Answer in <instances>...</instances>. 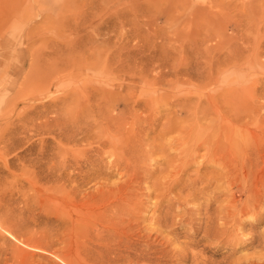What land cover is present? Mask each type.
<instances>
[{
	"label": "rangeland",
	"instance_id": "1",
	"mask_svg": "<svg viewBox=\"0 0 264 264\" xmlns=\"http://www.w3.org/2000/svg\"><path fill=\"white\" fill-rule=\"evenodd\" d=\"M110 117L124 119L121 135L131 137L119 148L122 159L115 158L122 151L103 152ZM263 153L264 0H0V264H94L64 245L65 220L74 198L99 199V192L115 194L96 203L97 212L127 221L111 257L131 251L128 264L251 263L264 257L242 243L264 234ZM92 154L96 163L65 167ZM243 191L257 199L254 214L231 208L243 203ZM210 224L223 231L201 242ZM102 238L86 252L109 253Z\"/></svg>",
	"mask_w": 264,
	"mask_h": 264
},
{
	"label": "bare ground",
	"instance_id": "2",
	"mask_svg": "<svg viewBox=\"0 0 264 264\" xmlns=\"http://www.w3.org/2000/svg\"><path fill=\"white\" fill-rule=\"evenodd\" d=\"M232 92L234 91V90H231ZM225 96V95H224ZM107 99V98H106ZM109 99H111V97H108V102L107 103H109L110 104V100ZM113 99V98H112ZM111 99V101H114V100H112ZM116 101V100H115ZM105 102V99H104V101H102L101 103H104ZM118 102V101H117ZM116 102V103H117ZM120 102V101H119ZM118 102V103H119ZM116 103H111V104H113L112 106H109V107H111V108H114V107H116L115 106V104ZM117 103V104H118ZM124 104V103H123ZM126 104V103H125ZM124 104V105H125ZM137 104V103H136ZM141 104V106H142V103H139V105ZM98 105H101V107L103 108V110L105 111V109L107 108V109H109L108 107H107V105H105V104H103V106H102V104H98ZM138 105V104H137ZM136 105V106H137ZM139 105L137 106V107H139ZM104 106H106V108L104 107ZM114 106V107H113ZM135 106V105H134ZM144 106H145V104H144ZM98 106H96V108H97ZM100 107V106H99ZM98 107V108H99ZM125 107V106H124ZM123 107V108H124ZM127 107H129L128 105H127ZM95 108V107H94ZM105 108V109H104ZM130 109H131V107H129ZM100 109V108H99ZM106 109V110H107ZM116 109V108H115ZM114 109V110H115ZM127 109V108H126ZM92 110H94V109H92ZM101 110V109H100ZM100 110H99V112H100ZM124 110V109H123ZM102 111V110H101ZM104 111H103V113H104ZM111 111H113V109H111ZM125 111V110H124ZM128 111V110H127ZM95 112H96V110H95ZM98 113V112H97ZM96 113V114H97ZM102 113V112H101ZM102 113V114H103ZM124 113V112H123ZM127 113V112H126ZM126 113H124V114H126ZM99 114V113H98ZM108 114V113H107ZM201 114V113H200ZM109 115V114H108ZM109 116H111V113H110V115ZM108 116V117H109ZM112 117V116H111ZM108 118V120H110V119H112V120H115V119H113V118ZM118 117H120V116H118ZM140 117V116H139ZM115 118H117V117H115ZM120 120H121V117L119 118ZM123 119V118H122ZM105 119H103L102 121H104ZM117 120V119H116ZM124 120V119H123ZM123 120H122V123H121V121H115V122H113V121H111V122H113V123H111V126L109 125L108 126V132H107V136H102V138L103 139H101V140H105V143L108 145H106L105 143H104V141H102L108 148H109V150H108V148L106 149L108 152H105V148H103V147H106V146H104L103 145V147H101V149L103 148V152H104V154H114V155H116V153H118V151H119V148L120 149H123L124 147H123V145H124V143L126 142V140L127 141H129L130 139H131V137H129V134H127V132L125 131V130H123V131H125L126 132V136H128V138L126 137V136H124V135H121V134H124V133H122V129L124 128L123 126L124 125H126L125 124V122H123ZM155 120V119H154ZM77 121V120H76ZM101 121V122H102ZM152 121V120H151ZM105 122V121H104ZM108 122V121H107ZM106 122V123H107ZM127 122V121H126ZM123 123H124V125H123ZM101 124H103V123H101ZM109 124H110V122H109ZM105 125V124H104ZM153 125H155V124H152V128L154 127ZM98 126V125H97ZM99 127H100V124H99ZM222 127V126H221ZM94 128V127H93ZM166 128V130L168 129L167 127H165ZM164 128V129H165ZM236 128V127H235ZM96 128H94V130H95ZM98 129V128H97ZM102 131H101V130ZM100 129H98V132H99V130L101 131L100 133H104V126L103 125H101V127H100ZM154 129V128H153ZM226 129V128H225ZM66 130V129H65ZM180 130V129H179ZM120 131H121V133H120ZM163 131V130H162ZM162 131H160L161 133H162ZM178 131V130H177ZM184 131V130H183ZM232 131V130H231ZM236 131V130H235ZM112 132H114V134L112 133ZM130 132V131H129ZM160 133V134H161ZM184 132H182V134H183ZM213 133H215V132H213ZM222 132H220V134H221ZM159 134V133H158ZM163 135H164V133H162ZM161 134V135H162ZM180 134V133H179ZM216 134V133H215ZM230 134H232V133H230ZM137 135V134H136ZM169 135V134H168ZM223 135V134H222ZM222 135H220L221 137H222ZM226 135V134H225ZM181 136V135H180ZM188 136H190V135H188ZM188 136H187V138H188ZM197 136V135H196ZM227 136V135H226ZM229 136V135H228ZM235 136V135H234ZM199 137V136H198ZM205 137V136H204ZM207 137H208V134H207ZM206 137V139H208ZM221 137H219V138H221ZM236 137V136H235ZM190 139V138H189ZM204 139V138H203ZM217 139V138H216ZM150 140V139H149ZM176 140H178V139H176ZM192 140H194V139H192ZM209 140V139H208ZM228 140V139H227ZM153 141V140H152ZM158 141V140H157ZM212 141V140H211ZM222 141V140H221ZM230 141V140H229ZM232 141V140H231ZM230 141V142H231ZM239 141V140H238ZM100 142V141H99ZM180 142V141H179ZM196 142V141H195ZM207 142V141H206ZM213 142V141H212ZM216 142V141H215ZM219 142V141H218ZM223 142V141H222ZM153 143V142H152ZM159 143V142H158ZM234 143V142H233ZM100 144V143H99ZM98 144V145H99ZM102 144V143H101ZM126 144V143H125ZM199 144V143H198ZM166 145V144H165ZM178 145V144H177ZM230 145V144H229ZM101 146V145H100ZM132 146V145H131ZM179 146H180V144H179ZM183 146V145H182ZM186 146V145H185ZM204 146V145H203ZM210 146V145H209ZM212 146H213V144H212ZM218 146V145H217ZM216 146V147H217ZM236 146V145H235ZM99 147V146H98ZM126 147V146H125ZM193 147V146H192ZM205 147H206V145H205ZM228 147V146H227ZM132 148V147H131ZM150 148V147H149ZM155 148V147H154ZM183 148V147H182ZM220 148V147H219ZM226 148V147H225ZM233 148V147H232ZM93 149V148H92ZM96 148H94V150H95ZM188 149V148H187ZM186 149V150H187ZM234 149H236L235 147H234ZM89 150H91V149H89ZM97 150H99V149H97ZM97 150H95V154H94V157L96 158L97 156H102L103 154L101 153V151H97ZM126 150H127V148H126ZM125 150V151H126ZM147 150V149H146ZM155 150V149H154ZM163 150V149H162ZM213 150V149H212ZM215 150V149H214ZM225 150V149H224ZM233 150V149H232ZM92 151V150H91ZM122 151V150H121ZM121 151H119V152H121ZM156 151V150H155ZM185 151V150H184ZM234 151V150H233ZM88 152H90V151H88ZM87 152V153H88ZM126 152H128V151H126ZM148 152H150V150H148ZM147 152V153H148ZM224 152H226V151H224ZM261 152V151H260ZM86 153V154H87ZM91 153V152H90ZM122 153V155H120V156H116L115 158H118V159H120L121 157L123 158V156L126 154H124V152L122 151L121 152ZM131 153V152H130ZM156 153V152H155ZM187 153V152H186ZM227 153V152H226ZM81 154V153H80ZM89 154V153H88ZM102 154V155H101ZM129 154V153H128ZM127 154V155H128ZM149 154V153H148ZM150 154H151V152H150ZM153 154V153H152ZM185 154V153H184ZM209 154V153H208ZM234 154V153H233ZM264 154V153H263ZM118 155V154H117ZM187 155H188V153H187ZM210 155V154H209ZM212 155V154H211ZM216 155V154H215ZM221 155V154H220ZM223 155V154H222ZM232 155V154H231ZM258 155H260V154H258ZM262 155V154H261ZM79 156H81V155H78L77 157H79ZM87 156V155H86ZM110 156V155H109ZM129 156H131V155H129ZM152 156V155H151ZM81 157H84V155L83 156H81ZM80 157V158H81ZM93 157V154H92V156L90 155V157H86V158H81V159H77V158H75V156L73 157V160H71V159H69L70 161H68L66 164H65V167H69V168H71L72 170H74V171H79V170H81V168H83V165H86L88 162H90V160H91V162H92V160H93V162H94V159L92 158ZM104 157H105V155H104ZM106 157H108V155L106 156ZM111 157V156H110ZM114 157V156H113ZM186 157V156H185ZM215 157V156H214ZM236 157V156H235ZM262 157H264L263 155H262ZM74 158L75 159H77V160H74ZM98 158V157H97ZM99 158H102V157H99ZM98 158V160H99V162L100 161H103V160H101V159H99ZM121 158V159H122ZM128 158V157H127ZM127 158H125V159H127ZM130 159H128V160H131V158H132V156L131 157H129ZM219 158V157H218ZM234 158V157H233ZM257 157H255V159H256ZM259 158V157H258ZM261 158V157H260ZM102 159H104V158H102ZM217 159V158H216ZM227 159V158H226ZM264 159V158H263ZM116 160V159H115ZM124 160V159H123ZM122 160V161H123ZM127 160V161H128ZM190 160H191V157H190ZM213 160V159H212ZM215 160V159H214ZM120 161V160H119ZM124 161H126V160H124ZM174 161V160H173ZM177 161V160H176ZM186 161H187V158H186ZM188 161H189V159H188ZM221 161V160H220ZM219 161V163H221ZM234 161V160H233ZM232 161V162H233ZM257 161V160H256ZM262 162L263 160H259V161H257V162ZM90 162V163H91ZM97 162V161H96ZM96 162H94V163H96ZM113 162H115V161H113ZM118 162V161H117ZM253 162V161H252ZM260 162V163H261ZM94 163L92 164V165H94ZM105 163V162H104ZM109 164H110V162H108ZM108 163H105V165L106 166H108L107 164ZM123 163V162H122ZM122 163L121 164H118V165H120V167H121V165H122ZM131 162L129 161V164H130ZM250 163V162H249ZM248 163V164H249ZM254 163H256V162H254ZM259 163V164H260ZM89 164V163H88ZM87 164V165H88ZM101 164V163H100ZM102 164H103V162H102ZM124 164V163H123ZM216 164V163H215ZM223 164V163H222ZM229 164V163H228ZM252 163H250L249 165H251ZM261 164H264L263 162L261 163ZM92 165H90V166H92ZM99 165V164H98ZM97 165V166H98ZM183 165H184V163H183ZM236 165V164H235ZM258 165V164H257ZM105 166V167H106ZM113 166H114V164H113ZM112 166V168H113V170L112 171H114V169L116 168V166H115V168ZM123 166V165H122ZM129 166V165H128ZM181 166V165H180ZM251 166H253V165H251ZM84 167H86V166H84ZM101 167H102V165H101ZM104 166H103V168H105ZM120 167H118V169L120 168ZM123 167H126V164L123 166ZM225 167H227V166H225ZM233 167V166H232ZM259 167L261 168V165H259ZM68 168V169H69ZM87 168H89V169H91L89 166H87ZM92 168L94 169V166H92ZM108 168H110L109 166H108ZM107 168V169H108ZM129 168V167H128ZM222 168V167H221ZM227 168H229V167H227ZM231 168V167H230ZM237 168V167H236ZM248 168V167H247ZM250 168H253V167H250ZM258 168V167H257ZM257 168H256V170H257ZM259 168V169H260ZM70 169V170H71ZM93 169H91V172H92V170ZM96 169H100V168H97L96 167ZM106 169V174H107V172L110 170H107ZM262 169H264V167L262 166ZM85 170L87 171V169L85 168ZM85 170H82V172L83 171H85ZM125 170V169H124ZM123 170V171H124ZM126 170H128V169H126ZM252 170H254V168L252 169ZM251 170V171H252ZM73 171V172H74ZM85 171V172H86ZM96 171V170H95ZM102 171H103V169H102ZM102 171H100V172H102ZM118 171H120V170H118ZM255 171V170H254ZM94 172V171H93ZM98 173H99V171H97ZM97 172H94V173H97ZM116 172V171H115ZM121 172H122V170H121ZM128 172V171H127ZM231 172H233L232 170H231ZM230 172V173H231ZM248 172V171H247ZM246 172V173H247ZM75 173V172H74ZM78 173V172H77ZM76 173V175H75V178L77 177V175L80 173V176H81V178H82V175L81 174H83V173H81V172H79L78 174ZM88 173V172H87ZM87 173H85V175L87 174ZM90 173V172H89ZM97 173V174H98ZM110 173V172H109ZM112 173V172H111ZM235 173V172H234ZM257 173H259V170H258V172ZM257 173H256V171H255V174L257 175ZM263 173V172H262ZM66 173H63V175H65ZM72 174V173H71ZM71 174H66V175H71ZM91 174V173H90ZM102 174V173H101ZM124 174H125V172H124ZM145 174V173H144ZM228 174V173H227ZM73 175V174H72ZM92 175H93V173H92ZM98 175H100V174H98ZM102 175H104V174H102ZM102 175H100V176H102ZM149 175V174H148ZM247 175H248V173H247ZM264 175V173L262 174V176ZM49 176H51V174H49ZM48 176V177H49ZM59 176H60V174H59ZM106 176H108V175H106ZM260 176H261V174H260ZM47 177V176H46ZM47 177V178H48ZM65 177V176H64ZM67 177H69V176H67ZM74 177V176H73ZM78 177H79V175H78ZM86 177V176H85ZM93 177H96L95 176V174H94V176ZM99 177V176H98ZM98 177H97V179H98ZM228 177V176H227ZM257 177V176H256ZM57 178V177H56ZM59 178V177H58ZM57 178V179H58ZM60 178H62V177H60ZM74 178V179H75ZM88 178H89V176H88ZM107 178V177H106ZM240 178V177H239ZM243 178V177H242ZM258 178V177H257ZM49 179V178H48ZM51 180H52V178H50ZM49 179V180H50ZM70 179V178H69ZM83 179H84V177H83ZM101 179H104V180H106L105 178H102L101 177ZM261 179V178H260ZM60 180H62V179H60ZM59 180V181H60ZM65 180H67V179H65ZM77 180H81L80 179V177H79V179L77 178ZM76 180V181H77ZM86 180V179H85ZM258 180V179H257ZM63 181H64V179H63ZM68 181V180H67ZM74 181V180H73ZM73 181H72V183H73ZM82 181V180H81ZM84 181V180H83ZM82 181V182H83ZM93 181H95V179L93 180ZM261 181V180H260ZM58 182V181H57ZM71 182V181H70ZM256 182V181H255ZM81 183V182H80ZM87 183L88 184H90L91 182H90V180H89V182L87 181ZM221 183V182H220ZM243 183V182H242ZM250 183V182H249ZM257 183L258 182H256V184L254 183V185H253V187L254 188H256L258 185H257ZM82 184V183H81ZM88 184H86V185H88ZM176 184V183H175ZM197 184V183H196ZM260 184V183H259ZM84 185V184H83ZM120 185V184H119ZM167 184H165V186H166ZM208 185V184H207ZM222 185V184H221ZM263 187H264V185L263 184H261ZM102 186V185H101ZM165 186H164V189H165ZM248 186V185H247ZM262 186H261V188H262ZM75 187H76V184H75ZM83 187V186H82ZM118 187V186H117ZM127 187H128V185H127ZM191 187V186H190ZM195 187V186H194ZM250 187V186H249ZM77 188V187H76ZM75 188V189H76ZM114 188V187H113ZM155 188H156V186H155ZM169 188H171V186H169ZM127 189V188H126ZM264 189V188H263ZM77 190V189H76ZM76 190H74L75 192H76ZM122 190H123V188H122ZM163 190V189H162ZM168 190V189H167ZM253 190H255L254 192L253 191H251V192H253V193H256V189H253ZM78 191V190H77ZM104 191V190H103ZM111 191V190H110ZM121 191V190H120ZM164 191V190H163ZM166 191V190H165ZM169 191H171V190H169ZM199 191V190H198ZM218 191V190H217ZM51 192H53V191H51ZM118 192V191H117ZM117 192H116V195H117ZM123 192H125V190L123 191ZM122 192V193H123ZM190 192V191H189ZM250 192V191H249ZM262 192H263V190H262ZM78 193V192H77ZM77 193H75V197L78 195ZM80 193V192H79ZM97 193V192H96ZM119 193V192H118ZM122 193H120V194H122ZM169 193V192H168ZM243 193H244V191H243ZM252 193V194H253ZM260 192H258L257 194H259ZM264 193V192H263ZM262 193V195H264ZM77 194V195H76ZM115 194V192L114 193H112V192H108L107 194L106 193H103V192H99V195L98 194H96L97 196H99V199H96L95 198V196H94V198H90V199H86V201L84 202H82V203H77V201H75L76 199H77V197H76V199L74 198V203H73V206H70V208H69V210H71V213H70V215H69V219L68 220H65L66 222H68V228H67V230L69 231V236L64 240V245L65 246H67L69 249H71V250H73L72 251V253H73V255L74 256H76V257H79V256H81L80 254L82 253V254H84L85 256H87V258L90 260V262H92V263H94V264H104V263H106V264H118L119 263V260L120 259H122L123 260V262L125 263L126 261H127V264H128V262L130 263V262H132V260L130 259L131 258V256H132V254H130V252L128 253V254H126L125 256H122L121 258L119 257V259L118 258H115L116 256L115 255H117L116 253H115V257L113 256V257H111L110 255H111V253H112V249H111V246H113V245H111V244H113V243H115L116 242V240L118 239V236H121V235H118L117 233V230L119 229V227H120V225H122L121 224V222H122V220H121V218H117V217H120L121 216V214H120V216H119V214L117 213V217H116V214H113L112 215V213H111V215L109 214L108 215V211H104V210H99V212H97L98 211V208H97V205H96V203L98 204V202L99 203H105V201H107V199L108 198H110L111 196H113ZM252 194H250V195H252ZM196 195V194H195ZM249 195V193L248 192H246V193H244V201H242L243 203L242 204H240V205H236L235 204V202L234 203H232V207L231 208H233L238 214H240V215H243V214H245L246 213V215H247V213H251V214H254L255 213V211H256V208H257V206H256V204H258L257 203V199L255 200H252V196H250ZM256 195V194H255ZM260 195V194H259ZM261 195V196H262ZM164 196V195H163ZM162 196V197H163ZM166 196V195H165ZM260 196V197H261ZM74 197V196H73ZM85 197V196H84ZM89 197H92V196H89ZM116 197V196H115ZM120 197H122V196H120ZM124 197V196H123ZM122 197V198H123ZM183 197V196H182ZM229 197H231V196H229ZM233 197V196H232ZM231 197V198H232ZM254 197H256V198H258L257 196H254ZM263 197V196H262ZM86 198H87V196H86ZM114 198V197H113ZM188 198V197H187ZM190 198V197H189ZM188 198V199H189ZM110 199H112V198H110ZM125 199V198H124ZM164 199V198H163ZM181 199H184V198H181ZM118 200H120L119 199V196H118ZM177 200V199H176ZM187 200V199H186ZM108 201H109V199H108ZM116 201V200H115ZM127 201V200H126ZM181 201V200H180ZM230 201H231V199H230ZM258 201H259V198H258ZM118 202V201H117ZM162 202V201H161ZM110 203V202H109ZM112 203H113V201H112ZM188 203V202H187ZM241 203V202H240ZM101 204V205H102ZM111 204V203H110ZM110 204H107V205H110ZM134 204V203H133ZM184 204V203H183ZM107 205H106V207H107ZM118 205V204H117ZM121 205H122V203H121ZM132 207H133V205L132 204H130ZM230 205V204H229ZM120 206V205H119ZM185 206V205H184ZM110 207H112V206H110ZM118 207V206H117ZM120 207H122V206H120ZM225 208V207H224ZM228 208V207H227ZM260 208V207H259ZM84 209L86 210V211H84ZM92 209V210H91ZM101 209H102V206H101ZM103 209H106L105 208V206H104V208ZM110 209V208H109ZM113 209V208H112ZM116 209H118V210H120L119 211V213L121 212V209H119V208H116ZM132 209H134V208H132ZM185 209V208H184ZM229 209V208H228ZM113 210H115V209H113ZM128 211V210H127ZM126 211V212H127ZM132 211H135V210H131V212ZM186 211V210H185ZM188 211V210H187ZM198 211V210H197ZM222 211V210H221ZM220 211V212H221ZM224 211V210H223ZM235 211H232L231 212V214H235L234 212ZM261 211V210H260ZM260 211L258 212V213H260ZM68 212V211H67ZM66 212V213H67ZM70 212V211H69ZM68 212V213H69ZM108 212V213H107ZM111 212V211H110ZM115 212V211H114ZM189 212V211H188ZM190 212H194V211H192V210H190ZM227 212V211H226ZM139 213V212H138ZM124 214V213H123ZM128 214V213H127ZM143 214V213H142ZM220 214V213H219ZM223 214V213H222ZM230 215V213L228 212V213H226L225 215L227 216V221H228V215ZM67 215V214H66ZM67 215V216H68ZM125 215V214H124ZM129 215V214H128ZM141 215V214H140ZM207 215H209V214H207ZM256 215H258V214H256ZM261 215V218H264V214H262V213H260L259 214V216ZM127 216V215H126ZM163 216V215H162ZM210 216V215H209ZM221 216V215H220ZM220 216H217L216 215V217H218V218H216L218 221H224L226 218H223L224 220H222V217H220ZM235 216V215H234ZM250 216H252V215H250ZM66 217V216H65ZM167 217V216H166ZM166 217H164V218H166ZM225 217V216H224ZM244 217V216H243ZM124 218V217H123ZM125 218H127V217H125ZM130 218V217H129ZM155 218H157V216H155ZM177 218V217H176ZM210 219H211V217H209ZM230 218H231V216H230ZM234 218V217H233ZM233 218H231V219H233ZM253 218V217H252ZM251 218V219H252ZM257 217H255V218H253V219H256ZM261 218L260 219H257V220H255V222L253 223V224H255V223H257V222H259V220H261ZM160 219H161V217H160ZM159 219V220H160ZM47 220V219H46ZM63 220V219H62ZM61 220V221H62ZM158 219H156V221H157ZM158 220V221H159ZM164 220L165 219H163V222H164ZM58 221H60V220H58ZM60 221V222H61ZM128 221H130V219H128ZM132 221V220H131ZM153 221V220H152ZM151 221V222H152ZM157 221V222H158ZM167 221V220H166ZM64 222V221H63ZM127 222V221H126ZM125 221H124V223H126ZM155 222V221H154ZM157 222H155V224L157 223ZM229 222H230V220H229ZM236 223L238 222V221H235ZM240 222H241V220H240ZM240 222H238L240 225H243V223H240ZM242 222H244V221H242ZM57 223H59V222H57ZM65 223V222H64ZM123 223V225H126V224H124ZM133 223V222H132ZM131 223V224H132ZM138 223V222H137ZM153 223V222H152ZM160 223V222H159ZM159 223H157L156 225H158ZM219 223V222H218ZM228 223V222H227ZM232 223V222H231ZM47 224V223H46ZM59 224H63V223H59ZM65 224H67V223H65ZM64 224V226H66L67 227V225H65ZM161 224V223H160ZM159 224V225H160ZM58 225V224H57ZM122 225V226H123ZM158 225V226H159ZM162 225H163V223H162ZM165 225V224H164ZM215 225H217V224H215ZM220 225V224H219ZM219 225H218V227H219ZM221 225H223V224H221ZM228 225H229V223H228ZM51 226V225H50ZM97 226H99L103 231H102V236H100V233L99 234H97V235H93V233L97 230L96 228H97ZM129 226V225H128ZM256 226V225H255ZM61 227H63V226H59L58 228L60 229ZM131 227V226H130ZM208 228L205 230V233H203V235H205L203 238H200L201 240V242L203 241V240H209V239H211V237H210V233H211V235H214V234H217L218 235V233L220 232L221 233V231H223V230H221L220 228H216L215 229V227H217V226H212V224H210V225H208L207 226ZM252 227V226H251ZM144 228V227H143ZM161 229H162V227H160ZM222 228V227H221ZM240 228V227H239ZM122 229H124V228H122ZM121 229V230H122ZM132 229V228H131ZM168 229V228H167ZM170 229V228H169ZM224 229H226V228H224ZM63 230V229H62ZM120 230V229H119ZM120 230V231H121ZM144 230V229H143ZM156 230V229H155ZM212 230V231H211ZM237 230V229H236ZM151 231V230H150ZM232 231H233V229H232ZM235 231V230H234ZM241 231V230H240ZM63 232V231H62ZM61 232V233H62ZM114 232H115V234H114ZM117 232V233H116ZM133 232V231H132ZM135 232V231H134ZM148 232V231H147ZM155 232V231H154ZM199 233H200V231H198ZM235 232H237V231H235ZM67 232H65L64 234H66ZM119 233H121V232H119ZM125 232H123V235H125V234H127V232L124 234ZM131 233V232H130ZM130 233H129V236H130ZM138 233V232H137ZM150 233V232H149ZM151 233H152V231H151ZM151 233H150V235H151ZM159 234H160V232H158ZM135 234V233H134ZM134 234H132V235H134ZM153 234V233H152ZM155 234V233H154ZM161 234H162V232H161ZM160 234V235H161ZM224 234V233H223ZM237 234V233H236ZM100 237H99V236ZM136 235V234H135ZM139 235V234H138ZM219 235H221V234H219ZM225 235V234H224ZM227 235V234H226ZM125 236H127V235H125ZM147 236V235H146ZM216 236V235H215ZM102 237H104L105 239H104V242H107L106 244H108V245H110V246H108V249H109V253H108V250L107 251H105V250H101V251H105V252H107L108 253V255H107V253H106V255L104 254V253H102V254H104V256L105 257H107V258H104V256L101 254V251H100V247H99V249H96V251L98 252V251H100L99 252V256L98 255H96V253L93 251V248H92V246L90 247L91 249H92V252L91 253H95V256H98V257H95V256H92V255H90V253L88 254L87 252H86V250H85V248H86V245L88 244V243H90V245H92L91 243H94L95 242V240L97 241V239H100V238H102ZM133 237V236H132ZM137 237V236H136ZM139 237V236H138ZM154 237H155V235H154ZM162 237V236H161ZM161 237H159V238H161ZM261 237L263 238L264 237V234L262 233V234H258L257 235V237L255 238V237H251V238H249V239H247L246 241H244V242H242L243 243V245H250L251 244V246H252V243H254V245L255 246H253L254 247V255H256L257 254V252H259L261 249H264V240H262V241H260V239H261ZM134 238V237H133ZM140 238H141V235H140ZM139 238V239H140ZM148 238V237H147ZM146 238V239H147ZM123 239H125L124 237L122 238V240ZM149 239H152L151 237L150 238H148L147 240H149ZM216 240H217V237L215 238ZM264 239V238H263ZM61 240V239H60ZM106 240V241H105ZM121 240V238H120V241H122ZM126 240V239H125ZM132 240V239H131ZM135 240V239H134ZM140 240H142V239H140ZM153 240V239H152ZM220 240V239H219ZM62 241V240H61ZM101 241V240H100ZM119 241V242H120ZM127 241V240H126ZM125 241V242H126ZM130 241V240H129ZM144 241H145V239H144ZM211 241H214L213 239H211ZM102 242H103V238H102ZM132 242V241H131ZM130 242V243H131ZM147 242V241H146ZM95 243H98V242H95ZM117 243V242H116ZM115 243V244H116ZM129 243V242H128ZM129 243V244H130ZM136 243H137V241H136ZM103 244H105V243H103ZM118 244V243H117ZM120 245H122L121 243H119ZM133 244L135 245V241L133 242ZM133 244L131 245V246H133ZM139 244V243H138ZM142 244V243H141ZM146 244V243H145ZM101 245V244H100ZM126 245H128V244H125V247H126ZM83 246V248H81ZM89 246V245H88ZM94 246H96L97 247V245H95L94 244ZM103 246V245H102ZM130 246V247H131ZM134 247V246H133ZM135 247H136V245H135ZM245 247H247V246H245ZM115 248V247H114ZM118 248V247H117ZM121 248V247H120ZM139 247H137V249H138ZM148 247H146V249H147ZM89 249V248H88ZM106 249V248H105ZM129 249V248H128ZM134 249V248H133ZM141 249V248H140ZM145 249V248H144ZM145 249V250H146ZM81 250V251H80ZM114 250H116V249H114ZM113 250V251H114ZM125 251H126V248L124 249ZM123 250V251H124ZM135 250V249H134ZM253 250V249H252ZM88 251H90V249L88 250ZM128 251V250H127ZM138 251V250H137ZM156 251V250H155ZM116 252H117V250H116ZM119 252V251H118ZM120 252H122V250H120ZM142 252V251H141ZM140 252V253H141ZM143 253H145V251H143ZM162 253H163V251H162ZM112 254H114V253H112ZM119 254H121L122 255V253H119ZM148 254H150V253H148ZM154 254H155V252H154ZM259 254V253H258ZM262 254V253H261ZM120 255V256H121ZM137 256H138V254H136ZM150 255H152V254H150ZM181 255V254H180ZM253 255V256H254ZM144 256H146L145 254H144ZM154 256V255H153ZM162 256V255H161ZM181 256H184V255H181ZM133 257H134V255H133ZM180 257V256H179ZM138 258V257H137ZM136 258V259H137ZM140 258H141V255H140ZM148 258H150V257H148ZM106 259V260H105ZM139 259V258H138ZM151 259V258H150ZM153 259V258H152ZM140 260V259H139ZM141 260H142V258H141ZM154 260V259H153ZM264 257L263 256H261V255H257V256H255L254 258H252V259H249L248 260V262H251V263H247V264H264ZM136 261V260H135ZM149 261V260H148ZM147 261V262H148ZM150 261H152V260H150ZM263 261V262H262ZM121 262V261H120ZM138 262V261H137ZM154 262V261H153ZM123 263V264H124ZM141 263V262H140ZM143 263H145V262H143ZM149 263H151V262H149ZM142 264V263H141Z\"/></svg>",
	"mask_w": 264,
	"mask_h": 264
}]
</instances>
